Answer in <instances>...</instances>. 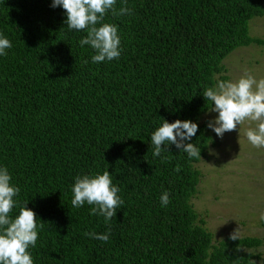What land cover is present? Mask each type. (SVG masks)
I'll list each match as a JSON object with an SVG mask.
<instances>
[{
  "label": "trees",
  "instance_id": "1",
  "mask_svg": "<svg viewBox=\"0 0 264 264\" xmlns=\"http://www.w3.org/2000/svg\"><path fill=\"white\" fill-rule=\"evenodd\" d=\"M50 5L0 0V32L13 45L0 57V165L44 223L34 264H256L248 249L264 237L213 241L192 200L198 164L217 143L200 121L211 108L203 91L230 79L223 61L236 48L264 44L249 33L264 0H117L131 15L109 11L104 22L118 25L123 51L98 64L79 46L86 31H68L65 10ZM161 118L198 123L191 142L202 160L174 145L153 158ZM106 168L124 200L110 225L71 204L74 178ZM109 227L107 241L87 235Z\"/></svg>",
  "mask_w": 264,
  "mask_h": 264
},
{
  "label": "clouds",
  "instance_id": "2",
  "mask_svg": "<svg viewBox=\"0 0 264 264\" xmlns=\"http://www.w3.org/2000/svg\"><path fill=\"white\" fill-rule=\"evenodd\" d=\"M116 3L117 0H51L50 6L65 10L64 23L68 31H86L87 35L79 40V46H89L95 53L91 61L98 64L118 60L123 51L118 25L104 22L109 11L113 15H131V9L127 7L117 10ZM12 47L11 40L0 32V57L7 56V50ZM203 97L211 102V112L217 114L206 122V127L217 138L238 130L242 123L249 121L255 126L245 131L247 141L255 148H264V78L258 80L245 72L235 81L217 80L213 86L204 89ZM161 121L151 133L153 158L161 157L163 152L168 151L169 145H174L179 152L187 153L189 159H201V147L191 142L199 130L197 122L177 119L169 123L162 118ZM107 169L102 173L76 176L71 186V204L74 208L85 204L92 206L90 213L102 216L104 222L110 225L124 200ZM20 192L9 169L0 165V264H34L30 249L36 247L44 223L34 210L27 207V200L23 204L19 202ZM170 202V193L166 190L160 196V204L167 207ZM16 208L19 212L13 217L10 214ZM261 220H264V215ZM87 235L91 239L107 241L111 228L103 234L89 232ZM231 238L237 239L235 234Z\"/></svg>",
  "mask_w": 264,
  "mask_h": 264
},
{
  "label": "rangeland",
  "instance_id": "3",
  "mask_svg": "<svg viewBox=\"0 0 264 264\" xmlns=\"http://www.w3.org/2000/svg\"><path fill=\"white\" fill-rule=\"evenodd\" d=\"M249 33L264 41V14L250 20ZM223 64L229 80L235 81L245 72L258 80L264 78V44L238 47ZM215 115L210 110L200 121L207 122ZM250 126L255 124L245 121L222 138L210 130L217 143L210 148L209 158L198 164L204 176L192 201L205 218L213 241L233 234L264 237V148L247 141L245 131ZM248 250L260 254L256 264H264V246Z\"/></svg>",
  "mask_w": 264,
  "mask_h": 264
}]
</instances>
